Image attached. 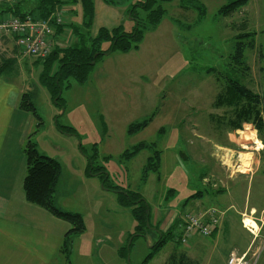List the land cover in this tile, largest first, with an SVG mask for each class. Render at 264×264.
I'll return each mask as SVG.
<instances>
[{
    "label": "rangeland",
    "instance_id": "1",
    "mask_svg": "<svg viewBox=\"0 0 264 264\" xmlns=\"http://www.w3.org/2000/svg\"><path fill=\"white\" fill-rule=\"evenodd\" d=\"M112 1L125 12L121 25L131 30L134 21L127 13L139 0ZM182 1L164 5V18L146 32L139 52L101 56L85 83L64 81L59 102L42 78L44 72L53 76L54 65L47 71L42 64L22 69L10 60L7 64L9 77L29 87L42 118L41 127L37 121L33 131L40 153L61 164L56 204L79 212L85 222V232L73 236V264H142L159 241V226L175 212L170 226L175 238L149 263L164 264L178 245L186 214L198 211L188 201L193 194L203 192L198 205L216 208L222 221L230 202L240 207L239 212L246 205L241 184L257 172L264 125L260 131L254 117L244 119L241 111L254 106L264 124V0H253L228 15L219 10L231 0H198L206 8L200 21L196 12L179 6ZM257 6L263 11L261 22L242 13ZM61 9L67 24L81 25L80 5H75L73 15L67 7ZM240 35H249L243 40H253L255 47L246 48L244 62L238 63L232 57ZM230 77L259 97L260 103H251L246 96L231 103ZM149 119L146 128L128 132L131 124ZM140 143L152 147L131 159L124 156ZM155 150L161 151L159 171L145 173ZM92 165L107 176L91 174ZM110 186L139 192L148 202L152 225L143 230L145 236L135 237L132 209L119 203V194ZM249 212L232 213L231 219L254 237L264 238L261 215ZM246 218L256 227L247 225ZM261 245L254 246L250 252L254 255L248 257L257 260ZM125 246L127 259L118 254Z\"/></svg>",
    "mask_w": 264,
    "mask_h": 264
},
{
    "label": "crops",
    "instance_id": "2",
    "mask_svg": "<svg viewBox=\"0 0 264 264\" xmlns=\"http://www.w3.org/2000/svg\"><path fill=\"white\" fill-rule=\"evenodd\" d=\"M252 1L250 0L245 6L252 5ZM259 4L260 2L257 1L256 5ZM66 7L67 11L71 10L73 15L75 6L66 5ZM94 7L90 33L93 37L101 28L113 29L121 25L125 12L120 10L115 2L94 0ZM242 13L246 17L250 15L259 22L263 21V11L258 6L256 9L246 8ZM11 16L13 15L10 12H0L1 18ZM72 18L69 15V19L72 20ZM73 24H75L74 21L69 22L68 26L60 31L54 39V48H65L77 42L71 27ZM141 44L137 51L119 53L126 56L131 52H139ZM0 46L2 47L0 48V55L2 54L0 60V264H69L60 252V248L66 232L71 228L70 224L54 216L48 210L30 203L26 198L24 179L27 159L24 148L37 126L38 119L21 107L22 96L30 90L28 86L20 85L9 77L10 69L7 65L11 61L16 63L18 69L30 68L40 64L44 65L43 59L23 54L16 44L15 35L10 32L0 35ZM261 146L256 174L252 177L247 176L246 182L242 181L241 184L242 199L246 202L242 211H236L240 207L230 202L226 209L227 217L224 221L220 219L212 235L209 237L195 236L185 248H180L181 251L186 252L194 264H228V258L232 252L250 253L254 246L259 244L262 245L257 247L259 251H256L259 255L255 264H264V238L254 237L245 227L231 219L235 212L241 214L250 211L249 213L261 215L263 225L261 228L264 229V168L262 169L264 143ZM252 192L253 201H251ZM202 197L190 201L195 205L193 210L202 211L214 208L198 205ZM232 209L235 212H232ZM175 216V212H170L159 229L162 232L170 229L171 221L174 222ZM152 220L157 223L155 216ZM258 229L260 230L259 225ZM160 230L158 232H161ZM118 254L120 255V250ZM70 264H73L72 259Z\"/></svg>",
    "mask_w": 264,
    "mask_h": 264
},
{
    "label": "trees",
    "instance_id": "3",
    "mask_svg": "<svg viewBox=\"0 0 264 264\" xmlns=\"http://www.w3.org/2000/svg\"><path fill=\"white\" fill-rule=\"evenodd\" d=\"M109 3H114L112 0H106ZM174 0H139L132 5V8L128 10L127 15L134 21V26L131 30H125L123 25H120L113 29L101 28L98 34L93 37L90 34L92 27V21L94 16V0H23L21 2L10 4L0 3V12H10L13 16L20 19H45L48 18L54 11L63 8L66 5L75 6L80 5L82 8V23L81 25H71L74 35L77 38V42L66 46L65 48H54L51 54L43 59V64L48 67L54 65L53 76L44 72L42 75L44 83L50 87L52 94L57 98V101L61 100L59 94L62 90L64 81L73 78L78 83H85L88 76L96 64L97 60L101 56L120 52L127 53L132 50H138L140 44L147 31L155 29L162 21L166 14V3H171ZM250 0H231L229 3L223 5L219 12L223 15L231 14L239 8L245 6ZM181 6L184 9L191 10L198 14V20L206 13V8L198 0H183ZM141 9V11H140ZM139 12L143 13L140 14ZM73 13H77L75 8ZM177 22H179L177 20ZM61 31L62 28L57 29ZM249 35L238 36L236 42L235 52L233 54V60L241 63L244 62L246 48H254L255 43L250 40L246 43L243 38H247ZM226 78V77H225ZM228 81V95H230V102L232 100L240 99L242 96H246L251 100V103H260L259 97L253 95L249 89L239 84V80H234L231 77L227 78ZM45 83V84H46ZM71 87V83L68 82L67 88ZM219 100H224L225 97L220 95ZM220 103V102H219ZM255 105V104H253ZM21 107L31 112L38 119V128L42 125V118L38 114L34 102H32L31 93H25L22 96ZM254 106L250 108L245 107L242 112L244 119L254 117L256 124L260 131H263V119L259 111L253 110ZM151 119L145 120L141 123L131 124L128 132L135 133L146 128ZM246 120V121H247ZM68 132H71L68 129ZM36 133V132H34ZM34 133H32L25 145L24 152L27 159V171L24 179V190L27 200L40 206L54 216L68 222L71 228L66 232L60 252L64 255L65 260L70 264L71 256L73 252V236L80 235L86 230L83 216L79 212L65 211L56 204V195L58 191V183L62 173V167L58 160L53 157L40 153L38 144L34 140ZM152 147L149 143H140L136 145L132 151H126L124 156L131 159L134 155L139 153L142 149ZM161 163V151L155 150L152 156L148 158V163L145 167V173L150 170L154 172L159 171ZM90 173L106 175L105 172H100L90 166ZM107 176V175H106ZM110 189L116 191L119 194V203L127 208H131L134 218L137 221L135 237H143L145 233L143 230L146 226L152 225L150 205L144 199L143 195L139 192L125 190L119 186H110ZM203 196V192L193 194L188 201ZM173 228V227H172ZM172 228L166 232H160L161 236L152 248L142 264H149L154 256L168 243V240L174 239ZM181 235H178L176 239L177 246L175 250L170 254L169 258L164 264H194L188 257L186 252L181 251L178 247L181 242ZM134 241V240H133ZM133 241L130 246L133 245ZM129 249L127 246L121 248L120 256L127 259Z\"/></svg>",
    "mask_w": 264,
    "mask_h": 264
},
{
    "label": "built area",
    "instance_id": "4",
    "mask_svg": "<svg viewBox=\"0 0 264 264\" xmlns=\"http://www.w3.org/2000/svg\"><path fill=\"white\" fill-rule=\"evenodd\" d=\"M23 0H0V3L15 4ZM68 26L62 9L54 11L45 19H20L0 17V35L10 32L15 35L16 44L23 54L45 59L54 49V39L60 33L59 27L64 30ZM220 222L216 208L186 214L181 235V243L187 245L195 236L209 237ZM249 252L239 254L232 252L228 264H255L256 259L248 257Z\"/></svg>",
    "mask_w": 264,
    "mask_h": 264
},
{
    "label": "bare ground",
    "instance_id": "5",
    "mask_svg": "<svg viewBox=\"0 0 264 264\" xmlns=\"http://www.w3.org/2000/svg\"><path fill=\"white\" fill-rule=\"evenodd\" d=\"M246 158V157H245ZM249 167V166H248ZM245 223L247 224V225H251L252 227H256V223L255 222H253L251 219H249V218H246L245 219Z\"/></svg>",
    "mask_w": 264,
    "mask_h": 264
},
{
    "label": "water",
    "instance_id": "6",
    "mask_svg": "<svg viewBox=\"0 0 264 264\" xmlns=\"http://www.w3.org/2000/svg\"><path fill=\"white\" fill-rule=\"evenodd\" d=\"M151 248H153V246H151ZM128 261H130V257L128 256Z\"/></svg>",
    "mask_w": 264,
    "mask_h": 264
}]
</instances>
